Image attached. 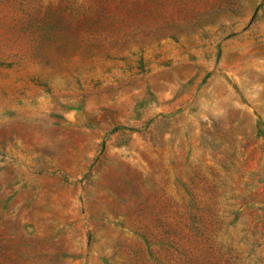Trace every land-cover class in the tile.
I'll return each mask as SVG.
<instances>
[{
	"label": "rangeland",
	"instance_id": "1",
	"mask_svg": "<svg viewBox=\"0 0 264 264\" xmlns=\"http://www.w3.org/2000/svg\"><path fill=\"white\" fill-rule=\"evenodd\" d=\"M0 264H264V0H0Z\"/></svg>",
	"mask_w": 264,
	"mask_h": 264
}]
</instances>
